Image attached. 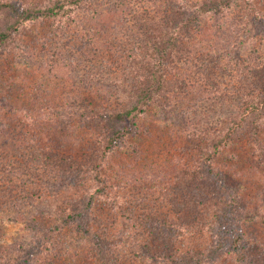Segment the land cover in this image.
<instances>
[{"label":"rangeland","instance_id":"obj_1","mask_svg":"<svg viewBox=\"0 0 264 264\" xmlns=\"http://www.w3.org/2000/svg\"><path fill=\"white\" fill-rule=\"evenodd\" d=\"M2 1L39 9L52 0ZM202 1H80L68 17L26 22L0 42L3 164L12 158L24 168L28 159L33 169L45 157L49 164V158L61 163L40 166L41 179L33 174L19 178L15 187L2 184L15 195L0 208L1 262L161 264L157 259L166 243L152 235L143 217H178L173 213L193 191L182 180L189 179L184 174L197 150L236 122L235 106L264 96V0H255L253 9L239 0H209L220 9L181 34L187 40L183 64L164 61L167 84L146 88L152 100L137 104L132 133H123L108 154L103 151L119 129L110 116L123 105H135L125 92L146 86L145 71L134 62L148 63L155 54L146 47L154 28L139 27L133 17L149 15L157 22ZM11 16L0 9V32ZM66 158L98 166L104 180L96 182L90 173L73 179L69 172L76 171ZM213 164L238 191L250 231L249 254L255 264H264V111L246 116L245 126L231 134ZM88 198H93L90 205ZM73 214L78 217L62 223ZM208 241L205 234L184 236L177 249L187 253ZM40 244L42 251L32 256Z\"/></svg>","mask_w":264,"mask_h":264},{"label":"trees","instance_id":"obj_2","mask_svg":"<svg viewBox=\"0 0 264 264\" xmlns=\"http://www.w3.org/2000/svg\"><path fill=\"white\" fill-rule=\"evenodd\" d=\"M87 2L88 0H52L51 5L42 6L39 9L17 7L16 2L2 1L0 2V9L11 12L9 23L5 26V32H0V42L5 39V36L9 32L15 31L19 26L24 25L26 22L35 21L46 17L47 15L55 18L68 17L73 12V7L80 5L79 2ZM241 1L246 9L254 8L255 0H239ZM119 2V0H116ZM219 4H215L212 1L205 0L202 3L197 4L193 9L188 10H173L169 15H163L158 21L147 15V17L140 18L134 16V20L138 21V26L142 27L144 24L154 28L155 35L150 34V38L146 39V47L155 53L153 57L149 58V62H145L144 58L140 62H134L133 66L142 65L143 71L142 81L145 83L144 89L141 91H135L136 88L131 87L128 92H125L124 96L128 97V101L134 97L135 105L126 107L123 105L120 110H116L115 116L112 115L108 121H112L113 124H117L118 130L115 131L113 138L109 139V142L105 146L104 152L113 150L115 144L122 138V134L125 132L132 133L133 121L132 113L138 108L137 104L146 99V102H150L149 98H146L147 92L151 86L152 89L157 86H161V83L167 84L166 79V65L164 61L167 59L175 60V63L183 64L184 61V49L183 45H186V39H182L181 34L190 33L192 26H198V20L204 14L211 13L219 10ZM260 19V18H257ZM262 20V19H261ZM260 20V21H261ZM263 22V21H262ZM144 23V24H141ZM154 36V37H153ZM131 43V42H129ZM136 44L132 43L131 47ZM139 47H142L141 45ZM135 52V48L131 50ZM137 53V52H135ZM143 56V55H139ZM171 58V59H170ZM172 62V63H174ZM150 63V64H149ZM131 66V65H129ZM133 73L138 72L135 67L131 69ZM134 72V74H135ZM137 84V83H136ZM143 84V83H141ZM175 84V83H172ZM135 86L134 83H132ZM144 85V84H143ZM148 88V89H146ZM131 91L130 95H127ZM144 102V101H143ZM145 103V102H144ZM236 122H232L231 126H227L219 133L210 137L207 142V147L203 150H197L198 154L194 159V165L191 166L186 176L189 179L182 180L183 185L188 188H193L192 192L184 194L183 198H186L180 205V212L173 213L178 217H171L169 213L154 215H145L143 217L145 223H147L151 230L152 235L155 238L163 239L166 243L167 248L160 252L158 261L161 264H220L223 259L229 262V264H255L256 258L250 256L252 243L250 242L249 234L250 231L244 226V216L241 211V199L238 196V191L226 182L224 174L215 168L213 162L217 158L220 150L229 143L230 136L235 131L245 126L246 116L248 114H260L264 111V96L257 102H247L243 100L237 106H235ZM131 117V118H130ZM1 125H4L0 122ZM121 125V126H120ZM201 133V132H200ZM205 133V132H203ZM3 130H0V139L3 137ZM2 154L0 153V156ZM6 161L5 158L0 157V208L4 209L10 203V199L14 197V191L8 190V186L15 187L19 178H29L33 174L36 177L41 173H45L44 169L40 170V166L46 167L49 163L44 160H37L34 162L35 168L30 166L31 162L28 163L24 168L13 165L12 158L3 164L2 161ZM67 159V158H66ZM32 161V160H31ZM49 165L59 167L61 164L57 158L48 159ZM62 167L66 168L65 163H62ZM66 165L76 171V174L69 172L73 175V179H77L85 174H93V180L100 182L98 175V166L83 167L76 165L74 161L67 159ZM26 168V170H25ZM8 179V180H6ZM38 179V180H40ZM9 184L7 187L2 186L3 183ZM65 184L64 182H59ZM97 193V192H96ZM95 194V193H93ZM91 194V195H93ZM92 197V196H91ZM95 199V198H94ZM90 200L88 198L89 205ZM182 214V216L180 215ZM78 217L77 215H67L62 223H67ZM197 234H205L208 236V243L203 248H194L187 253H181L177 246V242H180L184 236H194ZM36 251L32 254L40 253L42 250L41 244L36 245ZM31 254V253H30ZM0 264H12L11 262H1Z\"/></svg>","mask_w":264,"mask_h":264}]
</instances>
